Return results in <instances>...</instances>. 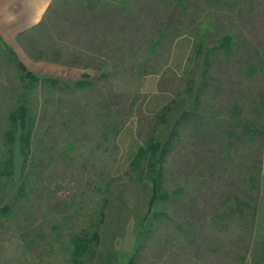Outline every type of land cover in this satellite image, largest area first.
<instances>
[{
    "label": "rangeland",
    "instance_id": "rangeland-1",
    "mask_svg": "<svg viewBox=\"0 0 264 264\" xmlns=\"http://www.w3.org/2000/svg\"><path fill=\"white\" fill-rule=\"evenodd\" d=\"M174 3L0 37V264H264V0Z\"/></svg>",
    "mask_w": 264,
    "mask_h": 264
},
{
    "label": "crops",
    "instance_id": "crops-1",
    "mask_svg": "<svg viewBox=\"0 0 264 264\" xmlns=\"http://www.w3.org/2000/svg\"><path fill=\"white\" fill-rule=\"evenodd\" d=\"M51 2L52 0H0V37L7 43L16 45L19 31L38 23Z\"/></svg>",
    "mask_w": 264,
    "mask_h": 264
},
{
    "label": "trees",
    "instance_id": "trees-1",
    "mask_svg": "<svg viewBox=\"0 0 264 264\" xmlns=\"http://www.w3.org/2000/svg\"><path fill=\"white\" fill-rule=\"evenodd\" d=\"M189 1H190V0H175L174 5H175V6H178V7H179V6H183V5H186ZM217 1H219V0H217ZM250 5H251V3H250L249 1H245V2H243L242 7H243V8H248ZM221 41H222V45H223V44H226V45L228 46V45L231 44L228 35H224V36H223V40H221ZM167 109H169V105H165V106L162 108L163 112H164L165 110H167ZM22 110H23V112H25L24 107L22 108ZM162 110H161V113H160L161 115H162ZM173 131H174V130H173ZM153 142H154V143H152V144L150 145V147H148V148H150V150H151V147H152V146H153V149H154V147L156 146V144H158V142H156V140H155V137L153 138ZM143 152H144V149H143V148L140 149V151L138 152V156H141V155L143 154ZM10 173H11V172H9V174H10ZM23 182H24V181L21 180L20 185H19V187H20L19 193H20V194H21L22 189H23V187H24Z\"/></svg>",
    "mask_w": 264,
    "mask_h": 264
}]
</instances>
